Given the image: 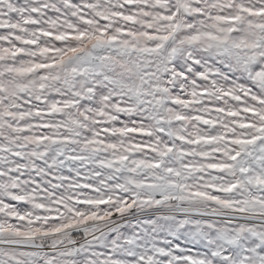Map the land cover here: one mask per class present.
Returning <instances> with one entry per match:
<instances>
[{
    "label": "snow or ice",
    "instance_id": "obj_1",
    "mask_svg": "<svg viewBox=\"0 0 264 264\" xmlns=\"http://www.w3.org/2000/svg\"><path fill=\"white\" fill-rule=\"evenodd\" d=\"M0 264H264V0H0Z\"/></svg>",
    "mask_w": 264,
    "mask_h": 264
}]
</instances>
